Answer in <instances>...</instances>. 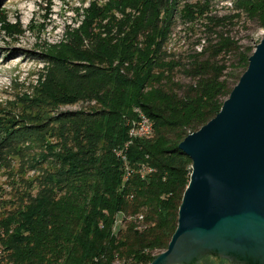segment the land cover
I'll list each match as a JSON object with an SVG mask.
<instances>
[{
    "label": "trees",
    "instance_id": "16d2710c",
    "mask_svg": "<svg viewBox=\"0 0 264 264\" xmlns=\"http://www.w3.org/2000/svg\"><path fill=\"white\" fill-rule=\"evenodd\" d=\"M232 1L237 14L207 17L200 39L182 52L169 43L175 0H140L114 35L85 37L98 52L78 57L84 63L74 64L79 74L61 103L97 105L60 119V152L38 159L59 170L44 173L38 194L0 223V264H150L167 249L192 173L179 144L220 112L248 68L254 49L234 27L244 16L264 27V0ZM203 13L186 7L180 17L193 23ZM136 109L153 132L134 140ZM6 129L0 166L22 138Z\"/></svg>",
    "mask_w": 264,
    "mask_h": 264
},
{
    "label": "rangeland",
    "instance_id": "374dc122",
    "mask_svg": "<svg viewBox=\"0 0 264 264\" xmlns=\"http://www.w3.org/2000/svg\"><path fill=\"white\" fill-rule=\"evenodd\" d=\"M138 1L0 0V127L19 129L22 137L0 166V223L38 194L39 179L44 173L59 170L50 164L51 159H38L41 154L60 152V127L67 123L60 119L68 113L90 111L97 105L95 101L61 103L72 86L71 75L79 74L74 64L84 63L78 57L98 52V45L85 37L94 35L101 39L107 33L114 35L117 21L124 14L133 15L135 9L139 10L135 8ZM175 5L178 14L169 41L175 52L185 51L200 39L207 17L237 14V3L232 0H175ZM186 7L200 8L204 13L187 23L180 17ZM233 36L255 51L263 39L264 27L244 16L234 27ZM178 78L189 82L180 75ZM135 111L138 119L131 127L141 116L148 119L139 109ZM123 149L117 151L122 152L121 156L116 152L117 157L123 156ZM204 264L229 263L209 258Z\"/></svg>",
    "mask_w": 264,
    "mask_h": 264
},
{
    "label": "water",
    "instance_id": "95a60500",
    "mask_svg": "<svg viewBox=\"0 0 264 264\" xmlns=\"http://www.w3.org/2000/svg\"><path fill=\"white\" fill-rule=\"evenodd\" d=\"M179 149L190 182L177 229L150 264H264V36L220 112Z\"/></svg>",
    "mask_w": 264,
    "mask_h": 264
},
{
    "label": "built area",
    "instance_id": "2783aa9c",
    "mask_svg": "<svg viewBox=\"0 0 264 264\" xmlns=\"http://www.w3.org/2000/svg\"><path fill=\"white\" fill-rule=\"evenodd\" d=\"M149 130V121L148 119H141V117L139 118V122H138V128L136 129V131H134V140L139 139V134L141 133H146ZM124 162L127 164V156H124ZM143 169H147V168H143ZM129 171V168L127 167V172ZM142 171V170H141ZM140 171V173H141ZM149 172H151V169H149ZM131 172H128V175H130ZM123 223L121 221H117V226L118 225H122Z\"/></svg>",
    "mask_w": 264,
    "mask_h": 264
},
{
    "label": "bare ground",
    "instance_id": "6f19581e",
    "mask_svg": "<svg viewBox=\"0 0 264 264\" xmlns=\"http://www.w3.org/2000/svg\"><path fill=\"white\" fill-rule=\"evenodd\" d=\"M141 119H146V118H144V117L141 116ZM148 121H149V120H148ZM137 128H138V126H137ZM137 128H136V129H137ZM136 129H135V131H136ZM152 131H153V125H152V123L149 121V130H148V132L139 134V138H145V137L150 136V134H151ZM130 135H131V137H134V131H133L132 134H130ZM117 155H118V156H121V153H120V152H117Z\"/></svg>",
    "mask_w": 264,
    "mask_h": 264
}]
</instances>
